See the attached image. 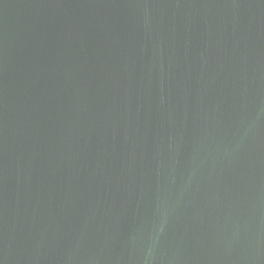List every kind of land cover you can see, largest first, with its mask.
Returning <instances> with one entry per match:
<instances>
[{"label":"water","instance_id":"1","mask_svg":"<svg viewBox=\"0 0 264 264\" xmlns=\"http://www.w3.org/2000/svg\"><path fill=\"white\" fill-rule=\"evenodd\" d=\"M0 264H264V0H0Z\"/></svg>","mask_w":264,"mask_h":264}]
</instances>
